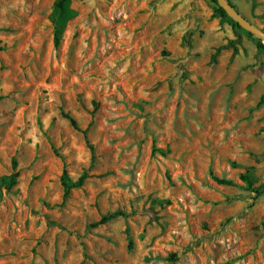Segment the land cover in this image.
<instances>
[{
	"label": "rangeland",
	"instance_id": "1",
	"mask_svg": "<svg viewBox=\"0 0 264 264\" xmlns=\"http://www.w3.org/2000/svg\"><path fill=\"white\" fill-rule=\"evenodd\" d=\"M54 1L0 0V264H264L258 37L211 0H70L55 45Z\"/></svg>",
	"mask_w": 264,
	"mask_h": 264
},
{
	"label": "trees",
	"instance_id": "2",
	"mask_svg": "<svg viewBox=\"0 0 264 264\" xmlns=\"http://www.w3.org/2000/svg\"><path fill=\"white\" fill-rule=\"evenodd\" d=\"M214 3V9L215 11L222 17H227L226 12L224 11V9L222 7H220L218 5V3L216 2V0H211ZM74 16V11L73 9L70 7V0H55L53 2V8H52V12L50 14V20L52 22L53 25V42L55 45H58L62 35L64 33L65 27L67 25V22L73 18ZM230 25L232 26L233 29H238V25L237 23L230 17H227ZM248 34L252 35L251 33L247 32ZM256 46L259 50L264 51V41L262 39H257V43ZM64 116L66 118H68V120L70 121L71 125L74 128H78V125L76 123V120L71 117L68 114H64ZM89 148L91 150L92 153V157H94V151H93V146L89 144ZM16 166V162L13 161V167ZM17 176H18V172L14 171L12 173H10L7 176L2 177L1 179V184L2 186L9 191L17 182ZM86 178V173H82L75 181L70 180V178L67 176L66 171L63 172L62 175V186H63V198H66L71 190L73 188H78L80 186L83 185L84 181ZM214 179L221 184H231V181L229 179H225V178H219L217 176L214 177ZM242 179L247 183V185L250 187L251 186V179L248 175L243 174L242 175ZM0 199H1V195H0ZM119 215H124L123 212L121 211H116L113 213H108L104 216H102L96 223H94V226L97 225H102L105 224L106 222L114 219L115 217L119 216Z\"/></svg>",
	"mask_w": 264,
	"mask_h": 264
},
{
	"label": "water",
	"instance_id": "3",
	"mask_svg": "<svg viewBox=\"0 0 264 264\" xmlns=\"http://www.w3.org/2000/svg\"><path fill=\"white\" fill-rule=\"evenodd\" d=\"M216 2L224 9L227 16L237 23L238 27L264 41V30L246 20L229 0H216Z\"/></svg>",
	"mask_w": 264,
	"mask_h": 264
}]
</instances>
